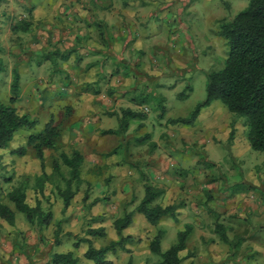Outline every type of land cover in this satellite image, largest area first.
Masks as SVG:
<instances>
[{"label":"rangeland","instance_id":"374dc122","mask_svg":"<svg viewBox=\"0 0 264 264\" xmlns=\"http://www.w3.org/2000/svg\"><path fill=\"white\" fill-rule=\"evenodd\" d=\"M67 1L0 0V61L4 68L0 73V101L8 102L11 71L17 67L22 92L15 107L19 114L34 110V115H27L38 122L32 131L19 130L9 148L0 153V205L14 209L8 193L22 188L29 206L34 207L39 199L44 213L52 214L50 224L40 231L16 211L14 225L0 218V264H50L47 259L54 248L58 223L59 237L67 243L55 253L73 252L80 263L92 264L83 258L88 243L79 240L89 239L95 248L118 240L112 223L124 211H133L141 200L144 182L140 174L163 192L156 204L179 206L178 221L162 218L152 226L136 213L132 224L122 232L123 237L131 236L132 242L123 250L109 253V264H127L129 260L132 264H159V257L149 250L150 242L161 232V251H166L176 242L184 224H191L193 230L186 249L180 253L181 264H264V152L250 148L244 120L231 115L220 101H213L200 110L191 125L167 122L188 118L206 99V74L223 68L228 54V45L219 36L220 22L233 18L249 0H72L78 10L95 15L101 23L81 27L86 29L83 37L69 38L65 42L68 48L63 46L60 51L64 39L48 40L42 33H49L47 25L52 24L46 22L48 18L66 16L60 3ZM72 10L71 6L67 15ZM107 15L112 20L122 18L123 28H106L103 20ZM126 18L136 20L128 23ZM20 21L30 25L29 31H11V25ZM130 26L137 28L131 33ZM136 29L147 36L161 33L153 38L165 37V45L136 46L130 41L118 53L123 41L114 38L129 30L135 40ZM94 31L95 39L85 41ZM99 31L104 32V41L97 38ZM92 41L95 46L90 47ZM96 45L109 46L125 65L92 51ZM56 50H74L75 54L66 62L42 61V56ZM120 66L127 71L121 68L114 75ZM37 70L36 82L31 76ZM123 72L128 73L127 77ZM87 84L92 85L90 90L105 92L119 101L117 113L125 108L127 98L134 101V111L142 112L144 120L131 121L122 141L115 135H102V131L117 128L116 116L103 113L100 116L105 123L94 127L102 128L99 133H82L78 145L70 143L67 122L71 111L63 108L50 115L41 99L81 101L80 93L95 95L84 91ZM160 100L162 107L157 103ZM83 117L87 118L86 114L80 116V121ZM48 119L60 127L61 151L68 156L78 151L83 157L80 181L70 184L74 196L67 209L63 208L61 193L66 190L69 170L60 163L59 176L52 169L53 159L61 161L60 151H45V172L50 177L41 195L35 179L42 172L33 150L27 147L23 157L10 153L26 146L28 136L42 131ZM231 127L233 137L229 140ZM144 135L149 139L137 143ZM95 200L99 202L91 206ZM213 215L227 228L230 240L243 238L239 248L232 250L219 240L214 233ZM99 227L104 229V237L86 236L89 228ZM227 256L232 259L227 261Z\"/></svg>","mask_w":264,"mask_h":264},{"label":"trees","instance_id":"16d2710c","mask_svg":"<svg viewBox=\"0 0 264 264\" xmlns=\"http://www.w3.org/2000/svg\"><path fill=\"white\" fill-rule=\"evenodd\" d=\"M29 28L30 25L23 21L17 22L16 25H11V31L15 33H26L29 31ZM219 36L226 41L228 54L223 68L206 74V99L195 108L188 118L169 119L167 122L170 124L191 125L203 107L209 106L213 101H220L231 115L244 120L245 126L247 127L246 138L250 148L254 151L264 152V0H249L248 5L233 18L221 21L219 25ZM99 37L104 41L103 33H100ZM73 54H75L74 50H67L65 52L56 50L55 52L47 53L41 58L42 61L54 62L55 59H59L62 62H66ZM104 56L112 57V55L106 54ZM114 63L125 65V60H114ZM121 68L124 70V67L120 66L114 70V75H117ZM3 69L2 62L0 61V73ZM123 74L125 77L128 75L127 72H123ZM20 82L21 73L15 67L11 71L8 102L3 103L0 101V150H7L9 148L14 136L19 130L32 131L38 124L37 120L31 118L29 115L19 114L15 107L21 90ZM85 86L88 87L84 90L85 92L92 91L90 90L92 88L91 84ZM99 92V90L92 91L95 95L99 94ZM162 101L157 102L161 107L163 104ZM132 103L134 105L136 104L134 101ZM161 109L163 113L165 111L164 107ZM105 114L116 116L117 128L102 131V135H115L122 141L131 121L139 122L145 118L142 112H136L130 109H121L120 113L106 112ZM141 127L142 124H139L138 128ZM231 129L229 140L233 137V127ZM147 139H149V136L144 135L136 141L141 144ZM27 147L33 150L35 158L40 162L42 174L35 179L36 187L40 195L43 193V186L47 177H50L45 172V151H60L59 159L61 161L59 162L58 159H53L52 169L59 176H61V164L69 170V179L66 180V190L61 193L63 208L67 209L70 200L74 196V192H71L70 184L73 181H80V168L83 163L82 155L78 151H73L68 156L61 151L60 127L59 125H55L52 119L48 121L42 131L28 136L26 146L16 148L10 153L23 157L26 155ZM153 147L154 145H152ZM134 167L140 171L138 165ZM140 176L144 182L142 199L133 211H124L122 216L115 219L112 223L118 240L110 241L106 246L101 248H95L89 239L79 240L88 243V247L83 254V258L86 261L92 264H109L106 260L109 253L114 254L117 250H123L126 244L131 243V236L123 237L122 232L132 224L135 213L141 215L152 226L157 225L162 218H170L173 222L178 221L179 206L177 204L168 206L156 204L155 201L163 195V192L151 185L144 174H140ZM208 196V200H211L212 196L210 194ZM7 197L13 204L14 209L4 204L0 205V218L8 222V224H15L14 211L21 213L26 222L32 227L37 226L39 231L50 224L52 220L51 212L44 213L39 199H36L34 207L29 206L26 201V194L22 188L12 190L8 193ZM97 202L99 201L95 200L91 206ZM204 206L211 213L206 204ZM217 219L218 216L213 215L214 233L219 237V240L224 244H228L232 250L239 248L243 238L236 237L235 240H230L227 235V228L219 223ZM59 230L60 224L58 223L56 232L54 233V246H58L60 243ZM192 230L193 226L191 224H184L177 232L176 242L164 252L161 251L160 238H162V233L159 232L150 242L149 250L152 254L159 257V264H181L183 260L180 257V253L186 249V244L191 236ZM85 234L86 236L96 238H102L105 235L104 229L101 227L89 228ZM67 236L72 235L67 234ZM79 241L74 243L75 248L79 246ZM47 261L50 264H82L78 258L74 257L73 252L51 253ZM127 264H132L131 260Z\"/></svg>","mask_w":264,"mask_h":264},{"label":"crops","instance_id":"0c3cea01","mask_svg":"<svg viewBox=\"0 0 264 264\" xmlns=\"http://www.w3.org/2000/svg\"><path fill=\"white\" fill-rule=\"evenodd\" d=\"M62 9L63 10V13H65L66 16H59L55 19L53 18H48L46 20V22H50L52 25H47V31H49V33H42V36H44V38L48 39V40H54V41H57L59 39H64V43L60 45L59 47V43H58V47L60 49V51H63L64 49L68 48L67 46V43H65L66 41H70L74 39H81L83 37V33H86L85 30L86 29H81V27L85 26L86 24L89 25V27H91L92 24H97L99 21L96 20V17L95 15L93 14H85L83 12H81L82 10H78L79 6L76 5V3L72 0H68L66 3H60ZM73 8V12L70 13V16L67 15V11L71 8ZM147 17V16H146ZM145 17V18H146ZM111 17L109 15H107L105 18H104V23L106 25V28H114L115 30H120V28L122 29V22H123V19L121 18L120 20H112L110 19ZM103 19V18H102ZM101 20V19H100ZM130 21V20H136V18H126V21ZM102 21V20H101ZM128 21V23H129ZM101 23V22H99ZM103 25V24H102ZM95 28V27H93ZM127 27L125 25V28L123 30H125ZM137 28V26H130V31ZM57 31V32H52V31ZM63 30V31H62ZM114 30V31H115ZM133 31H131L132 33ZM73 33V34H72ZM100 33H103V31H99L97 34H98V37L99 38V34ZM120 33V32H119ZM95 31L92 33V34H88L86 37H85V41L86 40H89L90 37L92 39H95ZM157 34H161V33H155L154 35H157ZM154 35H149L147 36L145 33H139V30L136 29V32H135V35H134V38L135 40H132L133 39V35H132V38H131V34L129 33V30L127 33L121 35L120 38H114V40H121L123 41V44L120 46L118 53L119 51H121V49H125L127 44L130 42V41H133L134 42V45L136 46H144V45H147L148 47H153L155 44L157 43H160L161 45H165V37H158L156 36V38L154 39ZM72 36V37H71ZM116 37V36H115ZM70 38V39H69ZM105 38V36H104ZM109 38H111L109 36ZM159 40V41H158ZM107 41H109V39H107ZM105 41L104 43L107 44ZM72 45V44H70ZM116 45V44H115ZM63 46H65V48L63 49ZM95 46V43L92 41L91 44H90V47H93ZM104 48H102L101 46L97 47L96 45V50L95 49H91L92 51H95L97 52L100 56H103L104 54L106 55H112L111 56H107L108 58H114L115 59H123L121 57H119L118 55L119 54H114V52H111L109 50V46L106 47L103 46ZM101 48V49H99ZM43 49V48H42ZM71 49V48H70ZM140 54H142V50L140 49ZM117 57V58H116ZM112 62V61H111ZM113 63V62H112ZM43 66V65H41ZM39 68V67H38ZM38 70L36 72L35 75H32L31 77L34 79V81H38ZM116 85V84H114ZM21 86V85H20ZM22 92V89L20 90V94ZM23 94V93H22ZM24 95V94H23ZM80 97L79 99H81V101H78L77 99H74V100H70V99H64V101L66 100V102L64 101H59V102H53L52 100H50L48 98H45L43 97L41 100L42 102L46 105L45 106V111H48L50 113V115L52 114H55L57 111L58 113L61 111V109H65V111H67L68 109H70L71 111V116L70 118L68 119V122H67V129L70 131L69 132V135H70V143H73V144H76L78 145V142L80 140H83V138H80V135L83 133H99L102 128H98V130H95V126L98 127V125L101 124V122L105 123L104 120L101 118L100 115H102L103 113L105 114L106 112H115L116 111V107L118 106V103L119 101H117L115 98L113 99H110V97H108L106 95L105 92H99V94L97 95H88V93H80L79 94ZM82 95V97H81ZM21 96V95H20ZM23 97V96H22ZM69 97V96H68ZM21 98V97H20ZM70 98V97H69ZM41 102V103H42ZM64 102V103H63ZM40 103V102H39ZM29 105V103H28ZM123 106L125 108H122V109H130V110H133L134 111V103H132L131 100H129L127 98V101H126V105L123 104ZM79 108L82 109V114L81 115H78V110ZM90 110V111H89ZM34 113V110H27V111H22V115L23 114H33ZM83 114H86L87 118L83 119L80 121V116L82 117ZM104 118V117H103ZM49 119L46 121H44V126L48 123ZM116 123V122H115ZM38 125V124H37ZM86 127V128H85ZM111 129H116L114 127H111ZM87 140V139H86ZM80 146V145H79ZM4 150H0V153H2ZM144 194V192H143ZM143 194H141V199L143 197ZM11 208V207H10ZM12 209V208H11ZM132 211V210H131ZM136 214V213H135ZM134 214V215H135ZM128 229V228H127ZM59 245L58 246H54V248L52 249V253H55V252H58V249L61 248L63 245H65L67 243V241L65 239H62L60 238L59 240ZM69 245H71V242H68ZM232 259L231 257L226 258V260H230ZM224 261L221 262V264H223Z\"/></svg>","mask_w":264,"mask_h":264}]
</instances>
